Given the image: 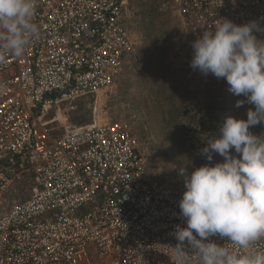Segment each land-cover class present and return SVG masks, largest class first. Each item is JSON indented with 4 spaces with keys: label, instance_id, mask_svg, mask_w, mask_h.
I'll return each instance as SVG.
<instances>
[{
    "label": "built area",
    "instance_id": "obj_1",
    "mask_svg": "<svg viewBox=\"0 0 264 264\" xmlns=\"http://www.w3.org/2000/svg\"><path fill=\"white\" fill-rule=\"evenodd\" d=\"M141 5L178 18L191 73L192 42L221 18L264 27V0H37L41 38L0 63V198L22 176L35 181L0 216V264H178L183 195L150 178L127 122L69 118L81 97L110 92L137 53L126 21Z\"/></svg>",
    "mask_w": 264,
    "mask_h": 264
},
{
    "label": "clouds",
    "instance_id": "obj_2",
    "mask_svg": "<svg viewBox=\"0 0 264 264\" xmlns=\"http://www.w3.org/2000/svg\"><path fill=\"white\" fill-rule=\"evenodd\" d=\"M36 2L0 0V63L23 57L41 38ZM260 23L237 25L221 18L191 44L190 67L226 80L231 93L245 98L236 107H253L246 120L225 118L220 134L200 151L208 163L185 180L178 217L186 226L177 224L172 233L178 264H264V250L253 247L264 240V133L250 131L264 124V39L255 35L264 33ZM214 154L223 162L213 163Z\"/></svg>",
    "mask_w": 264,
    "mask_h": 264
},
{
    "label": "rangeland",
    "instance_id": "obj_3",
    "mask_svg": "<svg viewBox=\"0 0 264 264\" xmlns=\"http://www.w3.org/2000/svg\"><path fill=\"white\" fill-rule=\"evenodd\" d=\"M138 7L126 21L131 38L138 44L133 62L129 61L115 87L98 103L90 96L78 99L69 118L81 126L94 117L127 122L146 148L150 178L183 195L185 180L194 168L208 163L200 151L206 147L209 125L198 111L214 102L223 106L218 112L223 120L228 116L246 120L253 106L245 103L236 107V102L245 98L231 93L226 80L187 70L190 50L176 16L151 5ZM250 131L260 135L264 124ZM233 154L239 158L234 150ZM215 162H223V158L214 154ZM34 185L33 177L15 180L0 198V216L29 199Z\"/></svg>",
    "mask_w": 264,
    "mask_h": 264
},
{
    "label": "trees",
    "instance_id": "obj_4",
    "mask_svg": "<svg viewBox=\"0 0 264 264\" xmlns=\"http://www.w3.org/2000/svg\"><path fill=\"white\" fill-rule=\"evenodd\" d=\"M153 8L155 9V7ZM221 110H223V106H220L219 104L212 102L211 104H208L206 108H202L198 111L199 114H203L205 122L207 121V125H209L207 126V129L205 131L206 146H207V140L212 139L215 137V135L218 136L220 134V128L224 122V120L222 119V116L219 115L218 113ZM196 118H197L196 116L193 117L194 120ZM85 123L86 125L90 124L89 121L88 122L86 121Z\"/></svg>",
    "mask_w": 264,
    "mask_h": 264
},
{
    "label": "crops",
    "instance_id": "obj_5",
    "mask_svg": "<svg viewBox=\"0 0 264 264\" xmlns=\"http://www.w3.org/2000/svg\"><path fill=\"white\" fill-rule=\"evenodd\" d=\"M139 8V7H138ZM137 43V42H136ZM137 47H138V44H137ZM138 53V52H137ZM137 53L135 54V56L137 55ZM135 56L132 58V59H130L129 61H132L133 62V59L135 58ZM129 61L126 63V66L128 65V63H129Z\"/></svg>",
    "mask_w": 264,
    "mask_h": 264
}]
</instances>
